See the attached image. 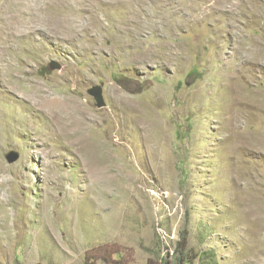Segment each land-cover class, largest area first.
I'll list each match as a JSON object with an SVG mask.
<instances>
[{"label":"rangeland","instance_id":"1","mask_svg":"<svg viewBox=\"0 0 264 264\" xmlns=\"http://www.w3.org/2000/svg\"><path fill=\"white\" fill-rule=\"evenodd\" d=\"M0 264H264V0H0Z\"/></svg>","mask_w":264,"mask_h":264},{"label":"water","instance_id":"2","mask_svg":"<svg viewBox=\"0 0 264 264\" xmlns=\"http://www.w3.org/2000/svg\"><path fill=\"white\" fill-rule=\"evenodd\" d=\"M50 67L51 69L53 70H60L62 69V65H60L59 63L57 62H52L50 64ZM89 94L95 98L96 100V103H97V106L99 108H103L106 104H105V101H104V95H103V89L102 87L100 86H94L92 87L90 90H89ZM20 158L19 154L18 153H10L8 156H7V160L9 161V163H14L16 162L18 159Z\"/></svg>","mask_w":264,"mask_h":264},{"label":"trees","instance_id":"3","mask_svg":"<svg viewBox=\"0 0 264 264\" xmlns=\"http://www.w3.org/2000/svg\"><path fill=\"white\" fill-rule=\"evenodd\" d=\"M183 236L185 237V236H187V235H186V234H184ZM186 238H188V237H186ZM186 238L184 239V242H185V244H186V245L184 244V245H183V248H186V247H187V244H188V241H187V239H186Z\"/></svg>","mask_w":264,"mask_h":264},{"label":"bare ground","instance_id":"4","mask_svg":"<svg viewBox=\"0 0 264 264\" xmlns=\"http://www.w3.org/2000/svg\"><path fill=\"white\" fill-rule=\"evenodd\" d=\"M226 4V3H225ZM38 17V16H37ZM36 20V19H35ZM65 111V110H64ZM57 114V113H56ZM53 117V116H52ZM55 117V116H54ZM69 120V119H68Z\"/></svg>","mask_w":264,"mask_h":264}]
</instances>
